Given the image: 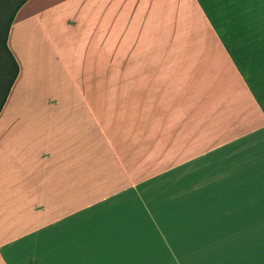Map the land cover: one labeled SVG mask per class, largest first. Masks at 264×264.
I'll return each mask as SVG.
<instances>
[{
    "label": "rangeland",
    "instance_id": "obj_1",
    "mask_svg": "<svg viewBox=\"0 0 264 264\" xmlns=\"http://www.w3.org/2000/svg\"><path fill=\"white\" fill-rule=\"evenodd\" d=\"M107 3L100 1V44L85 57L78 49L69 60V31L60 24L43 29L33 22L12 33L22 73L4 119L7 130L24 132L34 154L27 164L42 149L30 144L26 126L44 118L48 104L53 127L86 138L100 134L101 144L114 134L128 164L147 158L144 168L170 162L174 146L182 155L223 146L185 164L197 168L198 188L189 180L179 187L172 174L132 183L127 192L118 187L124 193L95 207L94 221L81 231L100 232L101 264H264V94L252 82L262 63L254 57L264 49V0H130L129 22L118 18L112 30ZM85 140V150L108 157ZM83 156L87 162L75 168L91 167L89 154ZM204 165L213 168L207 182L227 187L204 189ZM106 179L100 173L78 194L103 195Z\"/></svg>",
    "mask_w": 264,
    "mask_h": 264
},
{
    "label": "crops",
    "instance_id": "obj_2",
    "mask_svg": "<svg viewBox=\"0 0 264 264\" xmlns=\"http://www.w3.org/2000/svg\"><path fill=\"white\" fill-rule=\"evenodd\" d=\"M100 1L28 0L19 8L10 26L7 46L18 65V74L0 111V264H101L100 246L96 242L101 237L100 232H96L93 228L87 233L81 231L84 222L94 221L95 215L90 212L95 207L132 190V183L139 184L158 175L172 174L173 180L177 181L179 187L182 186L181 182L189 180L191 188H198L199 186L195 184L197 180H193L197 179L194 175L198 171L197 168H192L191 164L185 168L187 166L185 164L196 161L204 155H210L223 147L212 150L215 146H207L199 148L200 151L193 150L182 155L179 148L177 150L174 146V154L170 162L162 164L161 168H144V165L149 164L146 162L147 158L128 164L120 140L114 134L106 135L101 144L100 134L86 138L85 134L84 136L70 134L68 126L64 127L57 123L53 127V107L48 104L43 108L44 118H34L36 121L32 120L33 122L26 126L30 130L29 137L33 138L29 140L30 144L37 147L36 150L39 147L42 149L40 152H35L36 156L27 164L30 155L32 157L34 154L28 143V149L24 145L27 142L23 137L24 132L12 133L7 130L4 119L12 108L11 99L14 97L22 73L19 59L21 54L18 48L12 46V33L21 26L30 27L33 22L43 29L46 24H49L51 29H54L53 25L60 24L69 31L66 42L72 54L69 60H72L78 49L85 57L94 50L97 43L98 46L100 44L102 6ZM128 1L130 3V0H108V21L111 23L108 30L118 28V18L125 23V26L127 25L126 21L129 22L131 17ZM57 13H61L59 18L55 16ZM263 51L264 49L260 48L259 58L254 57V60L259 59L262 63L257 66V74L252 81L256 91L263 92L261 94H264V88L260 86V83L264 86ZM259 97L264 99V95ZM69 107L67 105L63 109L66 111L63 116L67 124ZM89 107L91 105L83 103L82 108L90 110ZM92 119L98 123V119ZM38 120L42 122H37ZM178 120L180 123V117ZM187 121L191 125L195 124L193 118H188ZM74 137L80 143L75 144L71 141ZM85 139L89 140L94 151L103 153L106 151L108 157L96 158L95 152L90 147L85 150L87 141ZM132 145L128 149L133 150L135 146ZM142 149L140 146L141 152ZM86 153L89 154L91 167L86 168L84 166L86 164H83L81 168H75L80 159L87 162L83 156ZM70 154L73 155L72 158ZM22 161L25 168L21 165ZM203 168L201 171L204 172L200 174L203 176H198L201 179L206 178L204 189L227 187V185L221 186L218 181L207 182V172L213 168H207L205 165ZM100 173H107L105 182L108 190L101 195L99 189L87 199L79 195L77 190L83 188L87 181L91 180V183L98 181ZM140 173L145 174L139 175ZM144 175L146 176L143 179H139ZM99 187L101 185L96 189ZM118 187H124V192L114 191ZM69 205L71 208L68 209ZM62 206L65 210L63 214Z\"/></svg>",
    "mask_w": 264,
    "mask_h": 264
},
{
    "label": "trees",
    "instance_id": "obj_3",
    "mask_svg": "<svg viewBox=\"0 0 264 264\" xmlns=\"http://www.w3.org/2000/svg\"><path fill=\"white\" fill-rule=\"evenodd\" d=\"M28 0H0V20L4 21L0 41V111L18 74V65L11 54L7 39L10 26L19 8Z\"/></svg>",
    "mask_w": 264,
    "mask_h": 264
}]
</instances>
